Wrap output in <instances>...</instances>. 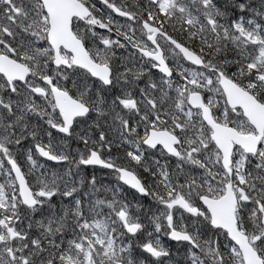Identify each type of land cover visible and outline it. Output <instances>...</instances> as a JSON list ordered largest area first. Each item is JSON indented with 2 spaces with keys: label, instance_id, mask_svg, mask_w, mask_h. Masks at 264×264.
Instances as JSON below:
<instances>
[{
  "label": "snow or ice",
  "instance_id": "1",
  "mask_svg": "<svg viewBox=\"0 0 264 264\" xmlns=\"http://www.w3.org/2000/svg\"><path fill=\"white\" fill-rule=\"evenodd\" d=\"M0 264H264V0H0Z\"/></svg>",
  "mask_w": 264,
  "mask_h": 264
},
{
  "label": "flooded vegetation",
  "instance_id": "2",
  "mask_svg": "<svg viewBox=\"0 0 264 264\" xmlns=\"http://www.w3.org/2000/svg\"><path fill=\"white\" fill-rule=\"evenodd\" d=\"M73 147H75V144H73Z\"/></svg>",
  "mask_w": 264,
  "mask_h": 264
}]
</instances>
